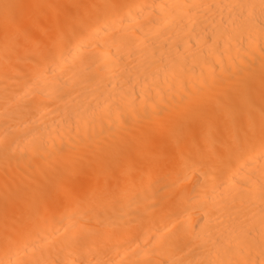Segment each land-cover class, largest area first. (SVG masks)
<instances>
[{"label":"bare ground","instance_id":"1","mask_svg":"<svg viewBox=\"0 0 264 264\" xmlns=\"http://www.w3.org/2000/svg\"><path fill=\"white\" fill-rule=\"evenodd\" d=\"M0 264H264V0H0Z\"/></svg>","mask_w":264,"mask_h":264}]
</instances>
